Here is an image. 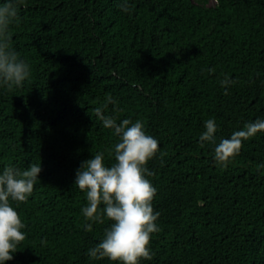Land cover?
<instances>
[{
  "label": "trees",
  "instance_id": "trees-1",
  "mask_svg": "<svg viewBox=\"0 0 264 264\" xmlns=\"http://www.w3.org/2000/svg\"><path fill=\"white\" fill-rule=\"evenodd\" d=\"M18 14L9 43L30 75L0 86V169L41 172L27 200H10L26 236L5 264H122L88 256L112 221L86 231L74 183L97 152L114 162L118 137L95 113L105 104L159 141L146 166L161 230L139 264H264V131L226 164L199 141L206 119L218 142L264 118V0H129L128 11L119 0H21Z\"/></svg>",
  "mask_w": 264,
  "mask_h": 264
},
{
  "label": "clouds",
  "instance_id": "clouds-1",
  "mask_svg": "<svg viewBox=\"0 0 264 264\" xmlns=\"http://www.w3.org/2000/svg\"><path fill=\"white\" fill-rule=\"evenodd\" d=\"M21 0H0V86H21L30 75V66L18 56L10 45L9 28L19 21L18 7ZM122 11H128L129 0H119ZM213 71V69H208ZM233 81L225 74L221 85ZM225 91L227 89L225 88ZM107 103H115L106 97ZM97 107L95 113L105 128L113 130L118 137L113 149L114 162L105 163L104 152H97L81 162L76 170L75 185L86 192L87 204L81 212L86 222L83 227L90 231L93 222H112L104 229L103 238L87 249L91 258L107 257L122 264H139L140 259H151L149 245L151 235L161 230L156 222L159 212L153 210L152 200L157 192L148 179L152 171L146 166L158 152L159 141L145 130L142 119L132 122L129 118L118 119L105 114ZM199 135L201 144H214V159L226 164L239 153L244 140L264 131V118L247 122L230 136L220 137L217 142L218 125L214 118L206 119ZM40 163H31L24 170L12 165L0 169V264L12 259L17 245L25 239V224L11 201H25L39 180Z\"/></svg>",
  "mask_w": 264,
  "mask_h": 264
},
{
  "label": "rangeland",
  "instance_id": "rangeland-1",
  "mask_svg": "<svg viewBox=\"0 0 264 264\" xmlns=\"http://www.w3.org/2000/svg\"><path fill=\"white\" fill-rule=\"evenodd\" d=\"M215 0H209V3L210 4H213Z\"/></svg>",
  "mask_w": 264,
  "mask_h": 264
}]
</instances>
